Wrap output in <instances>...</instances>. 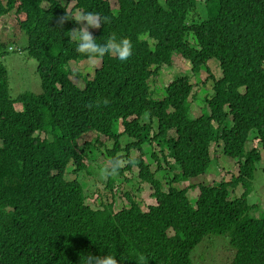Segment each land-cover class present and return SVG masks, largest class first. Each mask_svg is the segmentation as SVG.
Wrapping results in <instances>:
<instances>
[{
  "label": "trees",
  "instance_id": "16d2710c",
  "mask_svg": "<svg viewBox=\"0 0 264 264\" xmlns=\"http://www.w3.org/2000/svg\"><path fill=\"white\" fill-rule=\"evenodd\" d=\"M75 1L68 11L59 0H0V23L12 18L10 35L25 34L20 49L37 60L41 80L39 92L10 95L2 59L17 50H10L13 38L0 34V264H80L84 255L105 253L115 254L117 264L141 257L142 264H195L194 249L212 236H226L229 264H264V210L248 201L264 164V0H116L117 7L110 0ZM76 9L104 18L92 29L97 41L113 35L132 45L125 61L94 57L101 65L92 78L79 73L82 88L70 63L91 57L67 38L74 21L60 23ZM174 54L193 75L207 72L199 116L191 114L194 84L187 74L165 84L162 97L150 94V78ZM91 132L112 140L104 161L109 190L113 175L136 165L155 204L144 210L128 190L129 205L117 211L112 202H86L75 176L94 165L93 144L79 141ZM250 138L255 142L246 148ZM212 143L238 160L237 174L195 184L192 178L213 169ZM116 158L127 162L112 175ZM195 187L192 203L187 193Z\"/></svg>",
  "mask_w": 264,
  "mask_h": 264
},
{
  "label": "rangeland",
  "instance_id": "374dc122",
  "mask_svg": "<svg viewBox=\"0 0 264 264\" xmlns=\"http://www.w3.org/2000/svg\"><path fill=\"white\" fill-rule=\"evenodd\" d=\"M63 4H66L69 9L72 8L74 2H67L65 0H59ZM112 6H117L115 0H111ZM81 11V10H77ZM11 20L12 23L9 21ZM16 23L12 18L2 19L0 23V34L4 36L3 39H8L15 41L12 46L21 48L26 42L25 34L22 33L19 36L11 34ZM11 37V38H10ZM3 63L6 65L8 70L9 88L10 95L16 96L22 91H34L39 92L41 90L40 77L37 72L38 62L35 58L30 57L25 52L20 51H10L2 59ZM100 65L99 58L85 59L80 61L71 62L70 67L75 72L72 74V80L79 86L83 87L85 85V78L83 76L93 77L95 69ZM209 67L213 71L216 77L220 75V69L218 62L212 60L209 62ZM82 74L83 76L79 75ZM187 74L190 76L194 87L190 96V110L192 116H199L201 114V109L204 104V96L209 92L207 89V72L205 70L201 71L198 75H193L190 68L184 58L180 55H173V63L169 66L161 67L157 75H153L149 80L150 94L153 98H160L163 95L164 85L170 82L175 75ZM212 92V90H210ZM19 105V104H17ZM20 106V105H19ZM147 116L143 117V122H147ZM254 132H251L253 134ZM174 131L170 132V135H174ZM99 139L102 143L96 141ZM85 140H90L92 147L95 150L96 156L94 160V165L90 173L81 172L76 178H78L84 187V191L87 195L86 202L91 206H102L103 203L112 202L113 210L117 211L122 207L129 205V200L125 195V191L128 190L134 194L141 204L144 210L147 209L149 204H153L155 199L151 196V189L145 182H140L137 178L138 168L133 165L131 169L125 170L122 174L113 175L116 171H111V174L116 179L114 182V187L110 191L106 186L107 173L106 170L109 165L104 162L106 160V148L112 146V140L105 135H99L97 132H91L84 134L80 139V145H85ZM124 142H129L127 136L123 137ZM255 140L250 138L246 148L253 147ZM123 151H119L121 153ZM211 156L214 157L210 165L212 170L205 174H201L197 177L192 178V182L197 184L199 182L205 183H216L220 180H229L233 175L237 174L238 160L228 157L222 152L221 143H212L210 146ZM131 156H137L140 154L138 150H132ZM149 154V152H148ZM145 154V159L148 156ZM121 166L126 164V159H121ZM153 170L156 169V163H151ZM69 177V174L67 175ZM157 177L163 179L162 171L157 172ZM129 178L131 181H128ZM139 184V185H138ZM184 185L187 182L182 183ZM254 189H252L251 194L248 196V201L250 204H258L261 210H264V170L263 162L258 164L257 170H255V179L253 180ZM140 186L141 188H137ZM243 186L238 185L236 188L237 195L241 194L243 191ZM115 191V194L113 193ZM198 188L190 189L188 195L192 201L195 200L198 195ZM114 194V195H112ZM102 195V202L99 200V196ZM197 248V249H196ZM193 251V258L195 264H229L232 253L229 249V243L226 236L222 237H210L206 238L202 244H198Z\"/></svg>",
  "mask_w": 264,
  "mask_h": 264
},
{
  "label": "clouds",
  "instance_id": "9594fccd",
  "mask_svg": "<svg viewBox=\"0 0 264 264\" xmlns=\"http://www.w3.org/2000/svg\"><path fill=\"white\" fill-rule=\"evenodd\" d=\"M65 1H67V0H65ZM59 2H61V1H59ZM67 2H74L73 6L76 3L75 0H71V1H67ZM110 2H111V0H110ZM63 5H66V4H63ZM73 6H72V8H73ZM117 6H113V7H117ZM71 9H69L67 7L68 11H70ZM77 10H81V9L74 10L71 17H69L66 13L64 16L60 17V23L61 24L63 23L64 19H71L77 25V27H74V28L69 30V34L67 37L69 40L75 42L76 51L83 53V54H86V55L91 57V58H87V59H92L94 57H102L105 53H109V54H114L115 58L119 61L127 60V58L132 54V45H131L130 41L126 38H123V37L116 38L113 35H109L103 41H97L95 39V36L93 35L92 29L99 27L101 22L104 23V18L99 13L94 12V11H78L77 12ZM13 49H16L17 51L21 52L20 48L10 46V50H13ZM82 60H85V59H82ZM77 61H80V60H77ZM72 62H74V61H72ZM100 65H101V59H100ZM100 65L97 68H99ZM39 77H40V75H39ZM40 85H41V80H40ZM8 86H9V83H8ZM9 93H10V88H9ZM17 107L19 108L20 106L17 105ZM120 166H121V161L118 158H116L113 160L112 168L109 171H114V170L118 169ZM263 166H264V164H263ZM237 171H238V169H237ZM186 185H188V184H186ZM191 189H194V188H191ZM198 191H199V188H198ZM198 194H199V192H198ZM155 203H156V200L153 204H155ZM202 242H201V244H202ZM142 262H143V257H141L140 259L137 260V264H142ZM80 264H117V259L115 258V254H112V253H105L103 255H96V256L88 254V255H84L82 262L80 259Z\"/></svg>",
  "mask_w": 264,
  "mask_h": 264
}]
</instances>
